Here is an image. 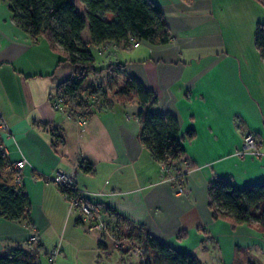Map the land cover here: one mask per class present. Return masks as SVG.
I'll return each instance as SVG.
<instances>
[{
  "label": "crops",
  "instance_id": "obj_1",
  "mask_svg": "<svg viewBox=\"0 0 264 264\" xmlns=\"http://www.w3.org/2000/svg\"><path fill=\"white\" fill-rule=\"evenodd\" d=\"M73 1L83 10L80 0ZM153 1L164 10L170 42L106 41L90 48L120 58L124 79L138 78L155 92L154 108L179 117L186 151L167 171L140 140L136 96L112 98L88 114L53 106L58 84L77 68L59 61L61 53L43 36L34 41L14 20L10 2L0 0V114L11 129L0 131V141L13 167L27 159L21 185L33 221L30 226L0 217L1 254L35 240L47 252L49 235L68 232L79 264H97L117 248L116 239L131 240L126 232L132 228L194 253L202 264H264V229L215 219L208 204V183L216 177L238 186L264 179V57L255 45L263 21L253 17L247 0ZM128 108L137 119L132 126ZM191 128L195 135L189 138ZM248 132L257 139L258 155L244 147ZM60 169L76 172L78 184L102 204L110 225L100 237L58 185L44 178ZM179 173L185 177L181 193L171 180ZM70 250L61 248L60 259L72 262Z\"/></svg>",
  "mask_w": 264,
  "mask_h": 264
},
{
  "label": "trees",
  "instance_id": "obj_2",
  "mask_svg": "<svg viewBox=\"0 0 264 264\" xmlns=\"http://www.w3.org/2000/svg\"><path fill=\"white\" fill-rule=\"evenodd\" d=\"M8 1L14 20L34 41L43 36L51 48L61 53L59 61H67L77 68L58 84L57 93H64L66 100L76 96L89 72L105 69L95 67L90 46L106 41L128 45L131 39L152 44H166L171 40L164 10L153 0H80L83 10L73 0ZM255 45L264 57V22L257 24ZM124 65L110 63L106 68L114 66L124 71ZM115 91L121 96L137 97L139 137L155 159L171 163L185 154L179 117L171 111L154 108L157 96L151 88L129 75ZM187 135L192 138L195 130L189 129ZM91 168L89 165L85 169ZM18 173L0 141V217L32 226L30 197L26 188L16 182ZM208 196L213 218L229 220L234 225L258 223L264 229V179L238 186L228 178L216 177L208 183ZM138 241L151 253V258H145L141 264H202L194 253L177 250L148 231L140 232ZM42 245L33 244L36 250L19 245L0 253V264H40L37 250ZM99 247L106 249L107 246L99 241Z\"/></svg>",
  "mask_w": 264,
  "mask_h": 264
},
{
  "label": "rangeland",
  "instance_id": "obj_3",
  "mask_svg": "<svg viewBox=\"0 0 264 264\" xmlns=\"http://www.w3.org/2000/svg\"><path fill=\"white\" fill-rule=\"evenodd\" d=\"M249 5L254 6V8L251 10L253 17L256 20H260L264 22V2L261 0H247ZM93 56L95 58V67L97 69L105 68L103 71L108 70V73L100 75V73H90L87 74V78L84 80V83L82 84L81 88L78 90L76 96L73 98L67 97V100L65 101L64 105V110L69 112L70 114H75V113H84L88 114L92 111V109L97 108L98 105L102 104L103 102H110L112 98H121L127 99L128 101H132L134 99V95H128V96H116L115 95V90L116 87H108L109 83L111 82L112 84H121L124 80V75L120 69L117 67H111V68H106L110 63H115L119 62L120 58L117 59L114 56L111 58H107L105 55H102L99 53L97 47H93L91 49ZM122 61V60H120ZM107 77V78H106ZM105 79V81H101V79ZM104 85V86H103ZM116 86V85H115ZM108 88V89H107ZM112 88V89H111ZM106 93L107 96H104ZM95 94V95H94ZM94 95V96H92ZM91 96V99L88 97ZM79 102L80 105L77 103ZM66 106V107H65ZM93 107V108H92ZM125 115L129 119V123L132 126V122H135L137 124V119L136 116H134V113L132 112L131 108H128L127 111H125ZM96 231V230H95ZM119 232H122L119 230ZM140 231L138 229H130L126 234H128V237L131 238L130 241H128L127 235H122L124 238L121 240L116 239L115 244L117 248H111L114 251L109 254L106 258L103 257V259L98 260L97 264H129L128 259L132 261V264H141V261L145 260V258L150 259L151 258V253L149 250H147L142 242L138 241V235ZM98 236L100 237L101 234H103V231H97ZM58 238V239H57ZM116 238V236L114 237ZM57 240V242H54V240ZM49 243H46L47 246V252L44 250V248H39L37 250L39 252V260L40 264H79V261L76 259V256L79 252L76 251L75 248L71 249V242L69 238V233L66 232L65 234L59 233V235H49ZM127 240V241H126ZM37 240L34 241L35 245L37 244ZM33 243V244H34ZM60 243V244H59ZM128 243L127 249H122L125 247ZM59 246H56L58 245ZM33 246V245H32ZM31 248L35 249V246ZM55 249L53 250V248ZM58 247V248H56ZM61 248L63 249H71L70 253L72 255V262H66L60 259V250ZM120 250H119V249ZM100 252H105L104 250L100 249ZM122 250V251H121ZM135 252V253H134ZM137 252V253H136ZM55 253V261L50 262L49 261V255Z\"/></svg>",
  "mask_w": 264,
  "mask_h": 264
},
{
  "label": "built area",
  "instance_id": "obj_4",
  "mask_svg": "<svg viewBox=\"0 0 264 264\" xmlns=\"http://www.w3.org/2000/svg\"><path fill=\"white\" fill-rule=\"evenodd\" d=\"M130 43L134 46L139 44V40L131 39ZM66 96L64 93H57L52 97V104L56 109L62 110L65 105ZM5 130L10 132L11 129L3 120L2 115L0 114V131ZM244 147L253 152L254 154H260V151L257 149V139L253 132H248L243 138ZM27 164L26 158H21L15 162V166L19 169V173L16 176V182L21 184L22 178V168ZM173 168V161L171 163H163V170H171ZM46 180H51L58 185L62 191L64 197L70 203V206L73 209L80 211L82 218L86 221L90 228L96 231L106 232L109 230V221L103 213L102 204L90 197L88 191L78 184L76 172L68 173L63 170H57L53 175L45 176ZM172 184L176 187L178 193L183 192L184 190V174L179 173L176 176L171 178ZM36 235H32L31 239H36ZM135 253V252H134ZM137 253V252H136ZM55 259V253L49 255V261L53 262Z\"/></svg>",
  "mask_w": 264,
  "mask_h": 264
}]
</instances>
